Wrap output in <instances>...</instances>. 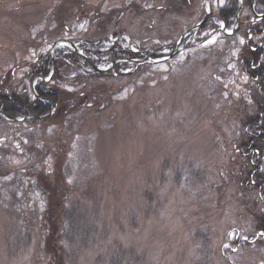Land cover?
Listing matches in <instances>:
<instances>
[{"label": "rangeland", "instance_id": "374dc122", "mask_svg": "<svg viewBox=\"0 0 264 264\" xmlns=\"http://www.w3.org/2000/svg\"><path fill=\"white\" fill-rule=\"evenodd\" d=\"M231 1L0 0V92L32 98L61 38L142 56L79 80L63 53L45 82L84 102L0 119V264H264V79L243 66L249 45L264 67V29L245 7L234 34L214 18L165 59Z\"/></svg>", "mask_w": 264, "mask_h": 264}, {"label": "trees", "instance_id": "16d2710c", "mask_svg": "<svg viewBox=\"0 0 264 264\" xmlns=\"http://www.w3.org/2000/svg\"><path fill=\"white\" fill-rule=\"evenodd\" d=\"M254 0H243L244 6L251 9L252 4ZM240 1L239 0H232L231 5L229 7H224L219 10L218 16L221 21L224 22L226 28L230 30L235 22V15L239 9ZM255 11L259 13V9L264 10V0H255L254 3ZM213 20H209L205 22L201 29L204 28L209 23H212ZM257 25H261L264 29V18L260 21L256 22ZM253 30V29H252ZM260 31L259 33H261ZM79 48L82 50L83 54L87 57V59L77 54L71 47L67 45H63L62 47L55 50V59H56V67L54 65V69L58 71V66L61 63V59L63 56V53H66V58L69 61H72L76 64V67L84 66L85 69H77L76 70V78L77 79H87V77H95V76H106L110 74L113 71H117L118 68L124 63L122 59H134L137 57L142 58V56H139V54L132 52L131 50H124L119 49L116 50L115 46L112 45L110 49H107L103 54H100V51H96L97 48H94L93 46L83 45L79 46ZM251 47L245 46V49L248 50V53L252 55V59L249 61L243 60V66L246 69L247 73L251 75V77L257 78V80L264 79V67H261L260 64H258L259 57L261 56V53L263 51V47H256L255 49H251ZM253 48V47H252ZM93 50V51H92ZM92 53V54H91ZM95 53V55L93 54ZM244 54V53H243ZM121 59L114 65L113 71H96L90 64H94L95 66L99 67H105L104 65L110 64L112 61ZM53 65L52 60L50 56L47 57H39L36 62H34L31 67L28 69V77L32 80L36 78V84H35V90L36 95H32V98L21 95L17 93H11L6 94L4 92H0V119H7L10 120L7 116H10L14 119H23L28 118L29 121H40L44 123L48 119H59L61 122L66 118V114L69 112V109L77 108L80 106L84 100V96L75 95L73 93H65L63 91H58L56 89H53L48 86V84L43 80L52 77L53 75ZM254 74H252V73ZM112 74V73H111ZM38 76H41V78H37ZM84 95V94H83ZM264 98V96H263ZM72 99V103H68L69 100ZM71 105V106H70ZM56 109L57 111L54 113H51ZM260 110L264 112V104L260 107ZM6 114V115H4ZM54 114V115H53ZM264 117H262L263 120ZM12 121V120H10ZM59 122V121H57ZM248 136L251 141L253 138L251 137L249 133V129H246L244 132V136ZM258 137H262V135H259ZM264 137V135H263ZM259 140V139H258ZM252 144V143H251ZM250 145V143H249ZM250 147V146H249ZM251 150V149H248ZM255 154H252L254 156ZM245 164L248 165H254L252 172L247 173L244 176V182L246 184H260L258 178L260 177L259 173L261 171V168L255 164H253V159L251 158V155L245 156L244 158ZM257 166V167H256ZM48 188V187H47ZM49 190V189H48ZM51 190H49L50 192ZM52 229V226H51ZM53 231V230H52ZM54 233L52 232L50 242L53 243L54 246ZM50 254H54V257L57 258L59 254L57 255L54 250L52 249V252L49 251Z\"/></svg>", "mask_w": 264, "mask_h": 264}, {"label": "water", "instance_id": "95a60500", "mask_svg": "<svg viewBox=\"0 0 264 264\" xmlns=\"http://www.w3.org/2000/svg\"><path fill=\"white\" fill-rule=\"evenodd\" d=\"M242 8H243V0H240V6H239V9H238V11H237V13H236V16H235V24H234V27H233L232 31H231V32H228L227 29H226V27H225V24L222 23L221 31H222L223 33H226V34H231V33H233L234 29L236 28V26H237V24H238L239 13H240V11L242 10ZM253 12H254V15H255V17H256V20H260V19H263V18H264V14H258V13H256L254 10H253ZM214 18H218V16H207V17H204V18H203L198 24H196L195 26H193V27L187 29V30L181 35V37L179 38V40H178V42H177V44H176L175 49H174L171 53L167 54L166 57H165V59L171 58L172 56H174V55L178 52V50H179V48H180V46H181V43H182L183 39H184L187 35H189V34H190L191 32H193V31H196L197 29H199V28L202 26V24H204L206 21H208V20H210V19H214ZM60 45H67V46L73 48V50H74L76 53H78L79 55L84 56V57L87 59V57H86V56L82 53V51L79 49L77 43H75V42H73V41H71V40H69V39H65V38L58 39V40H56V41L53 42V45H52L51 50H50V52H49V56H50V58H51V60H52L53 71H54V65H55L54 50H55L58 46H60ZM148 58H149V57H148ZM116 61H117V60H116ZM116 61H112L111 66L106 67V68H100V67H97V66H95V65L92 64V63H91L90 65H91L96 71H107V70L112 69V66H113V64H115ZM143 62H146V60L144 59V60L141 61L140 63H143ZM156 62H158V61H156ZM37 78H41V79H42L41 76H38ZM43 80H45V79H43ZM34 82H35V79H33V81H32V91H33V94L36 95L37 93H36L35 87L33 86ZM4 115H6V114H4ZM7 117H8L10 120H12V121H21V120L27 119L26 117L23 118V119H14V118H11L10 116H7Z\"/></svg>", "mask_w": 264, "mask_h": 264}]
</instances>
